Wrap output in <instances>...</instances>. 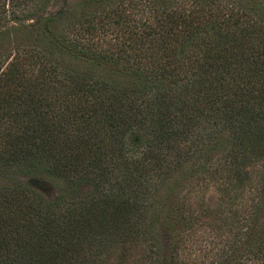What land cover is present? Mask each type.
<instances>
[{
  "label": "trees",
  "instance_id": "obj_1",
  "mask_svg": "<svg viewBox=\"0 0 264 264\" xmlns=\"http://www.w3.org/2000/svg\"><path fill=\"white\" fill-rule=\"evenodd\" d=\"M21 2L35 17L51 0ZM35 18L0 56V264H264V0H72ZM185 180L218 197L172 216Z\"/></svg>",
  "mask_w": 264,
  "mask_h": 264
},
{
  "label": "rangeland",
  "instance_id": "obj_2",
  "mask_svg": "<svg viewBox=\"0 0 264 264\" xmlns=\"http://www.w3.org/2000/svg\"><path fill=\"white\" fill-rule=\"evenodd\" d=\"M20 3H17L19 2ZM72 0H51V2L46 7L45 11L39 12L36 16H44L45 14H51L56 12L58 8H61L65 6L66 4L71 3ZM31 3H22L21 0H0V10L1 17H0V30H3L5 28H8V33L0 35V56H12V54L15 52V49L19 48L20 52H24L23 46L26 47L27 44L30 43V38H28L27 34L24 31H15L13 32L11 29L15 26H26L29 27L31 24L35 23L37 18L35 17H26V14H28L29 11H32L33 8H31ZM32 37V34L29 35ZM26 179V178H24ZM30 180V178H29ZM32 186L33 188L39 192L44 198L46 199H52V197L55 195L54 188L47 182H45L42 178H37L34 180L31 178ZM86 188H83L85 190ZM189 186L187 183V180L183 181L180 186H178L172 195H170V200L168 202V205L165 207L170 215L173 216L175 213L174 207L176 208L177 205H180L182 202H184V207H187V204L189 205L190 210L196 211L198 208L204 207V206H213V203L216 201L219 192L214 188L212 184H209L203 189V197L201 200L196 201L193 198V192L194 190H188ZM174 206V207H173ZM177 210V209H176ZM163 231V232H162ZM159 235L161 238H166L169 236V231L164 228ZM162 233V234H161ZM197 234V232H196ZM191 238H186V242L188 243ZM163 240V239H162ZM166 240V239H164ZM165 242V241H164ZM186 243V244H187ZM116 254H106L105 259L107 260V263L109 264L111 262L115 261ZM188 261V260H187Z\"/></svg>",
  "mask_w": 264,
  "mask_h": 264
}]
</instances>
